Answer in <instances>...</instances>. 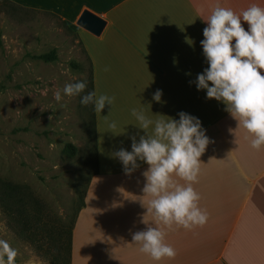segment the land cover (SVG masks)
<instances>
[{
	"label": "crops",
	"instance_id": "crops-1",
	"mask_svg": "<svg viewBox=\"0 0 264 264\" xmlns=\"http://www.w3.org/2000/svg\"><path fill=\"white\" fill-rule=\"evenodd\" d=\"M9 1L75 25L91 63L96 173L75 219L70 264H264V147L253 149L254 137L229 106L197 88L198 75L208 68L201 42L213 8L240 15L252 4L264 7V0ZM84 10L105 21L99 35L76 25ZM241 23L247 30L242 17ZM157 91L159 102L153 98ZM101 95L115 99L97 113ZM132 109L152 121L147 129ZM181 112L200 121L208 140L198 182L191 185L208 219L190 230L165 225L150 209L154 197L143 191L149 165L136 157L126 174L116 155L153 137L157 120L179 122ZM172 180L182 187L189 183L175 175ZM149 228L165 233L163 242L176 250L175 259L155 261L140 251L143 244L133 235Z\"/></svg>",
	"mask_w": 264,
	"mask_h": 264
},
{
	"label": "rangeland",
	"instance_id": "rangeland-1",
	"mask_svg": "<svg viewBox=\"0 0 264 264\" xmlns=\"http://www.w3.org/2000/svg\"><path fill=\"white\" fill-rule=\"evenodd\" d=\"M74 27L0 0V199H22L41 247L23 238L18 214L11 218L0 203V239L17 250L16 264L57 263L50 235L68 230L96 170L92 102H80L92 92V69ZM80 81L83 92L63 94Z\"/></svg>",
	"mask_w": 264,
	"mask_h": 264
},
{
	"label": "clouds",
	"instance_id": "clouds-1",
	"mask_svg": "<svg viewBox=\"0 0 264 264\" xmlns=\"http://www.w3.org/2000/svg\"><path fill=\"white\" fill-rule=\"evenodd\" d=\"M243 22L249 26L247 30ZM201 42L208 68L197 77V88L206 89L209 99L223 100L233 117L254 137L251 147L259 151L264 147V7L252 4L240 15L226 7L216 5L207 19ZM234 42V43H233ZM211 85V86H210ZM85 81L66 84L65 96L72 97L84 91ZM162 93L157 91L154 99L159 102ZM95 92L83 96L81 104L92 102ZM55 100L61 101V91L54 93ZM114 97L101 95L96 100L95 111L100 113L105 101L114 102ZM141 127L147 129L152 121L137 115ZM179 122L168 119L156 121L154 136L133 142L132 152L120 150V158L127 174L129 164L136 166V157H141L149 169L144 173L147 183L143 189L154 199L150 209L155 211L159 221L171 227L173 222L190 230L193 226L203 227L208 219L207 212H201L196 202L199 194L191 186L198 182L199 158L208 144L201 131L200 121L183 112ZM109 127L116 128L112 122ZM247 139V137H246ZM189 182L182 187L173 182L172 176ZM165 233L154 228L133 235L135 242H142L141 252L153 260L175 259L176 250L165 244ZM18 252L6 240L0 239V264H16Z\"/></svg>",
	"mask_w": 264,
	"mask_h": 264
},
{
	"label": "trees",
	"instance_id": "trees-1",
	"mask_svg": "<svg viewBox=\"0 0 264 264\" xmlns=\"http://www.w3.org/2000/svg\"><path fill=\"white\" fill-rule=\"evenodd\" d=\"M39 58L46 62L54 60V56L52 55H43V56H40ZM90 85H91V77H90ZM94 133H95V129H94ZM94 148H95V144H94ZM95 168H96V160H95ZM95 173H96V170L94 174ZM11 196L12 195L10 194L9 195L6 194L5 198L1 197L0 203H1L2 208H4V210L7 212V215H9L13 219L16 218V216L14 217V213L18 214V218H19L18 223L21 224V228H23L21 235H23L24 233L25 234L27 233V235H23V238H25V240H27L31 245H33L36 250H40L41 247L40 245H38V241L36 240V237L38 236L39 231L37 234L34 232H30L33 224L31 222L30 216L27 214V211L25 209V205L22 199L18 198L16 202L15 201L13 202V198ZM8 200H10L11 202ZM83 206H84V195L82 197L81 204L77 209L75 218L73 222L71 223V225L69 226L68 230L66 232L63 230L55 231L54 233L50 235L51 240L53 241L55 240L58 243L57 251L55 254L53 253V256L55 257L54 259L57 262L56 264H70L72 230H73L76 216Z\"/></svg>",
	"mask_w": 264,
	"mask_h": 264
},
{
	"label": "water",
	"instance_id": "water-1",
	"mask_svg": "<svg viewBox=\"0 0 264 264\" xmlns=\"http://www.w3.org/2000/svg\"><path fill=\"white\" fill-rule=\"evenodd\" d=\"M76 25L93 35H99L105 26V21L93 13L84 10L79 15Z\"/></svg>",
	"mask_w": 264,
	"mask_h": 264
}]
</instances>
